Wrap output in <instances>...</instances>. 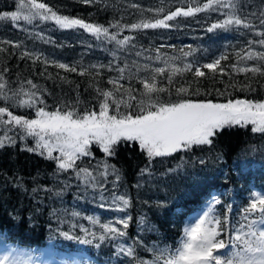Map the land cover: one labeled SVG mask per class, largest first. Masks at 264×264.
I'll return each instance as SVG.
<instances>
[{
  "label": "trees",
  "instance_id": "trees-1",
  "mask_svg": "<svg viewBox=\"0 0 264 264\" xmlns=\"http://www.w3.org/2000/svg\"><path fill=\"white\" fill-rule=\"evenodd\" d=\"M38 2L46 3L59 15L108 28L117 40L125 36L132 39L121 46L103 36L98 39L84 29H61L50 21L29 24L0 20V83L5 84L7 96L6 99L4 94L0 95V107H8L14 115L35 118V108L17 106L20 99H28L25 92H36L38 100L43 101L36 107L47 111L65 106L81 113L85 109L99 111L103 100L101 91H112L116 99L127 100V90L131 89L136 101H147L142 96L141 80L150 79L151 70L157 67L165 68V73L156 77L157 86L168 91L153 94V100L157 97L162 101L178 100L181 96L176 89L184 87L193 93L192 99L264 101V75L239 73L231 67L264 65V61L257 59L241 60L248 51L264 52L258 44L251 47L248 44L261 37L235 26L208 32L213 23L225 18L221 12L203 11L176 17L167 21L170 25L167 28L130 27L142 21L162 19L177 7L186 10L189 6H202L206 0ZM236 3L241 17L264 11V0H236ZM16 4L17 0H0V13L15 11ZM157 9L163 11L157 12ZM228 11L223 9L224 13ZM249 19L255 24V31H264L259 19L251 16ZM26 52L30 55L25 56ZM188 52L190 55L185 56ZM222 54L228 58L222 61L221 67L230 75L213 74L201 68L206 75L197 78L193 68L172 75L169 83L171 68L183 69L189 63L202 66ZM59 63L75 67L77 71L61 69L56 66ZM119 69H125L123 79H119ZM110 80H117V84L114 86ZM28 81L37 88L33 89ZM249 86L253 90L249 91ZM121 110L127 109L122 105ZM14 131L20 134L18 128ZM3 134L4 129L0 127V136ZM34 143L31 137L21 140L17 135L15 144L0 147V247L30 249L42 261L47 253L61 263L75 259L81 264L85 260L89 264H129L132 258L117 251L121 244L132 245L140 259L151 261L159 254L157 249L174 250L179 246L185 227L206 210L213 195L221 199L214 214H225L231 204L232 223H244L240 220V210L249 203L250 193H264V134L252 133L251 125L225 127L213 138L211 146H193L190 150L151 160L136 142H121L114 157H106L98 146L92 145L93 155L77 161L78 168H87L97 175L104 170L102 162L114 165L120 173L115 187L114 174L106 179L98 178L104 181L107 189L104 195L109 197V204L113 191L130 200V206L123 212L100 207L101 190L85 185L76 170L59 172L54 161L27 151L26 146L33 147ZM201 160L205 163L201 164ZM144 168L148 171L141 174ZM72 212L80 215L73 216ZM86 216L97 218L101 223L131 217L127 229L113 225L127 235L103 242L94 240L92 245L61 235L69 232L84 238L79 227L83 225L99 236L102 231L99 225H92L84 219ZM232 250L231 247L222 250L221 255L227 256Z\"/></svg>",
  "mask_w": 264,
  "mask_h": 264
},
{
  "label": "snow or ice",
  "instance_id": "snow-or-ice-1",
  "mask_svg": "<svg viewBox=\"0 0 264 264\" xmlns=\"http://www.w3.org/2000/svg\"><path fill=\"white\" fill-rule=\"evenodd\" d=\"M83 2L91 3L92 0H83ZM16 7V11L0 13V20L13 22L24 20L29 24L35 19L51 20L61 29H84L98 39L103 36L121 46L132 39L125 36L122 40H117L116 35L110 34L108 28L86 23L80 18L59 15L46 3L38 2V0H17ZM223 9L229 11L224 13ZM156 11L161 12L163 9ZM203 11L221 12L225 16L222 21L213 23L207 29L208 32L215 29L229 30L233 26L242 27L254 31L255 35L261 37L259 40L249 41V47L258 44L264 48V31H255L256 26L252 19H249V16L259 19L260 25L264 27V11L252 12L241 17L238 15L236 0H206L202 6H189L186 10L183 7H177L175 11L169 12L162 19H156L154 22L142 21L132 24L130 27L131 29L167 28L170 27L167 21L180 16L189 17ZM116 27H120V25L117 24ZM24 55L29 56L30 53L26 52ZM184 55L188 56L190 52L184 53ZM227 58L222 54L202 66L194 67L189 63L185 64L183 69L171 68L168 76L169 83L172 82V75L192 71L193 68L194 76L197 78L206 75L201 68L207 69L213 74L219 72L222 75H230L224 67H221L222 61ZM253 59L264 61V52L248 51L241 57V60ZM165 63L167 64L168 61ZM56 66L67 71H77L75 67H69L63 63ZM231 67L233 71L239 73L251 72L264 75V65L250 68L237 65ZM147 69L148 66L145 65L144 70ZM137 71L140 69L138 68ZM119 72L121 73L119 79H123L125 69H119ZM151 72L150 79L141 80L144 89L142 96L146 97L147 101L145 99L136 101L131 89L127 90V100L116 99L112 91H101L100 95L103 96V100L99 104V111L85 109L81 113L67 106L47 111L44 107H36L37 103L43 104L42 100H38L36 92H25L23 94L28 96V99H20L17 106L35 108V118L28 119L24 116L14 115L8 107H0V127L4 129V134L0 136V147L15 144L17 135L21 140L31 137L35 143L33 147L26 146L27 151L54 161L59 172L76 170L77 176L83 178L85 185L101 190L100 207H109L112 210L123 212L130 206V200L125 195L113 191L110 193L111 203L109 204V197L104 195V192L107 191L104 181L98 178L106 179L109 175L114 174L116 180L113 181V185L115 187L116 182L120 180V173L114 165L110 166L106 161L102 162L104 170L98 172L97 175H93L87 168H78L77 161L82 157L93 155L92 145L98 146L106 157H114L116 147L121 142H136L151 160L156 157L172 156L178 152L190 150L193 146H211L213 138L225 127L251 125L252 133L264 134V101L230 98L224 102H214L211 99H192L190 97L193 93H189L184 87L176 89L181 96L178 100L162 101L158 97L153 100V94L162 93L168 89L158 87L156 82V77L164 74L165 68L157 67ZM80 74L85 73L82 70ZM27 83L33 89L37 88L35 84H32V81ZM109 83L115 86L117 80H110ZM4 89L5 84L0 83V94H4ZM248 90L253 89L249 86ZM15 95L16 93H14ZM4 96L7 99L6 94ZM185 96L189 98H184ZM122 105L127 109L126 111L121 110ZM16 128L20 130V134L14 131ZM9 132L13 134L9 135ZM54 153L59 155H54ZM200 163L203 164L205 161L201 160ZM147 171L148 168L141 169V174ZM220 204L221 199L213 195L206 210L202 211L194 223L185 227L184 238L179 246L174 250L157 249L159 254L151 261L140 259L137 256L136 248L132 245L125 247L121 244L117 251L132 258L129 260V264H264V228L261 227L264 225V193H250L249 203L240 210V220L245 221L244 223L239 221L232 223L230 220L231 204L227 206L225 214H214L215 206ZM72 215L79 216L80 214L72 212ZM84 219L92 225L98 224L102 230L101 234L97 236L96 232L80 225V231L84 233V238L73 236L69 232H63L61 235L68 240L78 239L81 244L85 245H92L94 240L101 242L108 239L115 240L125 237L127 233L113 225H121L123 229H127L131 217L118 218L108 223H101L92 216H86ZM229 228H231V232H229ZM136 243L139 245V241ZM97 246L99 247V245ZM229 247L233 250L229 251L227 256L221 255L222 250L226 251ZM30 260L31 257L28 260H21L17 256L6 254L0 257V264H29ZM62 264H81V261L72 259L63 261ZM83 264H89V262L85 260Z\"/></svg>",
  "mask_w": 264,
  "mask_h": 264
},
{
  "label": "rangeland",
  "instance_id": "rangeland-1",
  "mask_svg": "<svg viewBox=\"0 0 264 264\" xmlns=\"http://www.w3.org/2000/svg\"><path fill=\"white\" fill-rule=\"evenodd\" d=\"M33 21H40V20L39 19H35ZM49 21L55 23L54 21H51V20H49ZM15 22H17V23H19V22L28 23V22H26L24 20H19V21H15ZM0 95H2V94H0ZM261 227L264 228V225H261ZM14 250L15 251H11L7 247L0 248V257L4 256L6 254H10L11 256L19 257L21 260H28L29 257H31V260L29 261V264H62L56 258H53L52 256H50L47 253L44 254V259H43L44 261H42L41 259H40L41 260L40 261L35 256L36 255L35 251H32L30 249H26V248H15Z\"/></svg>",
  "mask_w": 264,
  "mask_h": 264
}]
</instances>
